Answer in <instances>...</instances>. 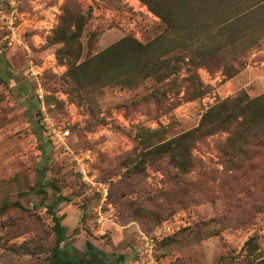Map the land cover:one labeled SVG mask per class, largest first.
Here are the masks:
<instances>
[{"label":"rangeland","instance_id":"374dc122","mask_svg":"<svg viewBox=\"0 0 264 264\" xmlns=\"http://www.w3.org/2000/svg\"><path fill=\"white\" fill-rule=\"evenodd\" d=\"M239 1L243 12L259 0ZM64 9L86 19L80 60L126 35L143 43L177 37L141 0H0V264H50L49 205L58 194L62 247L84 263L260 264L264 147L248 151L239 167L224 165L219 148L228 134L218 132L196 143L189 173L166 157L139 173L133 167L147 146L196 127L218 100L264 93V17L234 23L232 30L254 29L235 48L242 63L229 61L239 67L234 76L198 68L210 86L202 97L184 99V90L177 95L154 78L136 87L94 85L78 97L57 58L64 43L51 41ZM54 128L70 134L59 140ZM39 181L46 193H37Z\"/></svg>","mask_w":264,"mask_h":264},{"label":"trees","instance_id":"16d2710c","mask_svg":"<svg viewBox=\"0 0 264 264\" xmlns=\"http://www.w3.org/2000/svg\"><path fill=\"white\" fill-rule=\"evenodd\" d=\"M141 1L177 37L166 40L168 34L162 33L143 43L132 35H126L105 50L83 60H80L81 36L86 19L73 9H64L51 41L64 43L56 54L58 60L68 66L66 77L72 93L82 97L81 92L94 85L122 84L136 87L144 80L154 78L161 84L177 89V95L181 93L180 88L184 90V99H197L210 91V86L202 81L198 73L199 67L204 66L210 72L222 69L227 78L239 70L229 61L242 63L237 58L235 48L241 42L240 39L254 29L248 26L232 30L234 23L241 21L244 16L253 19L259 15L264 17V0L253 2L243 12L239 0ZM207 22L213 23L210 26ZM112 66L116 68L115 71H111ZM160 132V129H154L150 133ZM218 132L228 134L219 148L224 165L239 167L248 151L264 147V93L252 97L242 91L218 100L203 112L196 127L147 146V150L141 152V159L134 165L133 172L139 173L149 161L166 157L182 173H189L197 165L193 153L196 143ZM148 140L144 138L141 143ZM44 177L43 174L41 181ZM41 181L37 183L38 194L46 193ZM63 199L58 194L56 202L49 205L55 231V245L49 263L106 264L101 258H97V263H84L79 256L62 247L67 239V228L56 206ZM18 205L19 201H7L4 207ZM88 245L92 247L91 242ZM246 245L249 252L256 250L253 237L247 240ZM259 263L264 264V258Z\"/></svg>","mask_w":264,"mask_h":264},{"label":"built area","instance_id":"2783aa9c","mask_svg":"<svg viewBox=\"0 0 264 264\" xmlns=\"http://www.w3.org/2000/svg\"><path fill=\"white\" fill-rule=\"evenodd\" d=\"M45 119L47 121L51 120V118L48 115H46V114H45ZM53 132L56 134V136H57V138L59 140H65L70 134V130L69 129H61V128H59V129L58 128H54Z\"/></svg>","mask_w":264,"mask_h":264}]
</instances>
